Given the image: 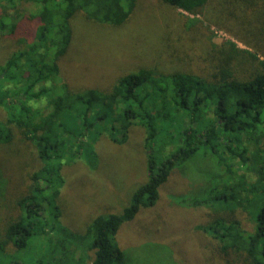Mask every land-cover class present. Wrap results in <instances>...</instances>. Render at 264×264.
Masks as SVG:
<instances>
[{
    "label": "trees",
    "instance_id": "obj_1",
    "mask_svg": "<svg viewBox=\"0 0 264 264\" xmlns=\"http://www.w3.org/2000/svg\"><path fill=\"white\" fill-rule=\"evenodd\" d=\"M158 1L192 14L206 13L213 1L237 4V39L249 48L233 42L212 48L216 61L205 75L186 65L168 71L140 65L118 75L110 87L72 90L60 75L59 60L70 51L77 13L98 25L120 26L137 0H0V34L16 37L18 44L0 65L5 111L0 142L9 143L18 133L39 161L15 200L17 216L0 233V255L11 246L38 255V264L48 259L79 264L81 255L86 264H128L115 237L118 227L157 200L175 164L200 152L215 159V179L207 187L215 211H244L253 228L226 220L221 211L198 228L216 238L223 251H243L251 264H264V0ZM199 22L191 18L186 24ZM132 125L144 128L147 179L122 211L99 214L85 232H73L61 221L63 167L81 159L95 168V142L105 136L124 143ZM184 199L187 205L207 200ZM89 236L85 248L92 256L76 254Z\"/></svg>",
    "mask_w": 264,
    "mask_h": 264
},
{
    "label": "rangeland",
    "instance_id": "obj_2",
    "mask_svg": "<svg viewBox=\"0 0 264 264\" xmlns=\"http://www.w3.org/2000/svg\"><path fill=\"white\" fill-rule=\"evenodd\" d=\"M212 6L204 14H192L158 0H137L129 20L120 26L102 23L107 27L77 13L72 20L70 51L59 60L60 75L72 90L110 87L118 75L140 65L165 71L186 65L205 75L216 61L209 53L212 48L231 42L249 48L237 39V4L222 6L213 1ZM191 18L202 23L189 26L186 21ZM17 46L16 37L0 34V65ZM239 63V58L233 60L235 69ZM244 66L247 69L251 64L248 61ZM4 113L0 106V119ZM143 136L144 128L139 125L130 127L124 143L101 136L95 142V168L81 159L63 167L65 182L59 204L61 221L70 230L83 233L97 215L120 212L130 202L133 191L147 179ZM26 142L18 133L9 143L0 142V175L5 178H0V233L17 216L15 200L24 191L28 173L39 164ZM207 157L198 152L175 164L158 188L157 200L140 206L132 219L118 227L115 237L128 256V264H251L245 252L223 251L216 238L198 228L220 211L226 220L236 219L243 228H253V220L244 211H215L210 203L212 194L207 192L215 179V159ZM193 196L207 200L199 205L185 204L184 198ZM91 239L85 237L76 254L88 252L91 257L92 250L85 248ZM7 249L0 255V264H38V255L30 250ZM48 260L41 264H51ZM86 263L81 255L79 264Z\"/></svg>",
    "mask_w": 264,
    "mask_h": 264
}]
</instances>
